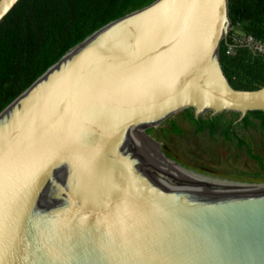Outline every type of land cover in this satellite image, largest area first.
I'll return each instance as SVG.
<instances>
[{
	"label": "water",
	"instance_id": "95a60500",
	"mask_svg": "<svg viewBox=\"0 0 264 264\" xmlns=\"http://www.w3.org/2000/svg\"><path fill=\"white\" fill-rule=\"evenodd\" d=\"M18 1L0 0V22ZM230 30L228 0H157L0 113V264H264V177L184 112H264V87L224 75Z\"/></svg>",
	"mask_w": 264,
	"mask_h": 264
},
{
	"label": "trees",
	"instance_id": "16d2710c",
	"mask_svg": "<svg viewBox=\"0 0 264 264\" xmlns=\"http://www.w3.org/2000/svg\"><path fill=\"white\" fill-rule=\"evenodd\" d=\"M156 1L19 0L0 22V113L88 37ZM228 16L231 30L219 48L224 75L235 90H258L264 87V54L234 40L250 37L264 46V0H228ZM184 112L195 133H207L211 139L220 135L246 149L264 173V161L252 153L243 135L238 136L247 129L264 132V112H249L240 122L234 113H228L233 120L225 121L224 113L195 119L191 109ZM165 134L183 131L171 122Z\"/></svg>",
	"mask_w": 264,
	"mask_h": 264
},
{
	"label": "flooded vegetation",
	"instance_id": "af4514ba",
	"mask_svg": "<svg viewBox=\"0 0 264 264\" xmlns=\"http://www.w3.org/2000/svg\"><path fill=\"white\" fill-rule=\"evenodd\" d=\"M242 131V132H241ZM241 131H239L240 132V134L238 135L239 137L241 136V135H243L244 137H245V139H246V142L249 144V146H250V149H251V151H252V153H253V150L254 149H256V146H255V144H254V135H252V133L251 132H253L254 134H257V133H260V138L261 139H263L264 138V132H261V131H259V130H254V129H247V130H241ZM235 145V148L239 151V152H242V153H244V154H246L247 155V153H246V149H241V148H239V147H237L236 146V144H234ZM258 156V155H257ZM247 157L248 158H250L252 161H254L256 164H257V162L255 161V160H253L251 157H249L248 155H247ZM260 157V156H259ZM263 161H264V159L262 158V157H260ZM257 167H258V172L256 173V175L255 176H257V177H264V173L260 170V167H259V165L257 164Z\"/></svg>",
	"mask_w": 264,
	"mask_h": 264
},
{
	"label": "built area",
	"instance_id": "2783aa9c",
	"mask_svg": "<svg viewBox=\"0 0 264 264\" xmlns=\"http://www.w3.org/2000/svg\"><path fill=\"white\" fill-rule=\"evenodd\" d=\"M234 42L235 44L243 45L250 48L253 52L264 54V46L259 42L254 41L250 37H241L239 39H235Z\"/></svg>",
	"mask_w": 264,
	"mask_h": 264
},
{
	"label": "rangeland",
	"instance_id": "374dc122",
	"mask_svg": "<svg viewBox=\"0 0 264 264\" xmlns=\"http://www.w3.org/2000/svg\"><path fill=\"white\" fill-rule=\"evenodd\" d=\"M251 133H252V135H254V137H255L254 139H255V140H258V141H264V138H263V139L260 138V136H259L260 133H257V134H254L253 132H251Z\"/></svg>",
	"mask_w": 264,
	"mask_h": 264
}]
</instances>
